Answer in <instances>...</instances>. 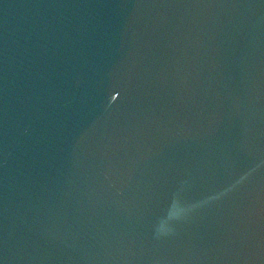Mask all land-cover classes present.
Masks as SVG:
<instances>
[{
    "label": "water",
    "instance_id": "95a60500",
    "mask_svg": "<svg viewBox=\"0 0 264 264\" xmlns=\"http://www.w3.org/2000/svg\"><path fill=\"white\" fill-rule=\"evenodd\" d=\"M0 264H264V0H0Z\"/></svg>",
    "mask_w": 264,
    "mask_h": 264
}]
</instances>
